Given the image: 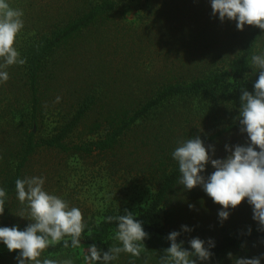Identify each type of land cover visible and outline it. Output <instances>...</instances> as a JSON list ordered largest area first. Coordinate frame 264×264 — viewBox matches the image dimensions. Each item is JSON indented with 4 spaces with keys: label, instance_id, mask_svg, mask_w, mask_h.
Masks as SVG:
<instances>
[{
    "label": "trees",
    "instance_id": "1",
    "mask_svg": "<svg viewBox=\"0 0 264 264\" xmlns=\"http://www.w3.org/2000/svg\"><path fill=\"white\" fill-rule=\"evenodd\" d=\"M7 2L24 13V28L14 46L26 63L9 66V79L0 82V188L7 194L0 227L24 231L31 223L28 212L20 208L26 205L19 203L15 181L24 179L26 167L39 151L87 157L95 153L118 156L126 151L139 161L141 148L149 146L152 157L143 168L153 176L156 193L133 214L148 234L143 241L145 249L139 258L121 253L110 264H161V257L171 246L167 237L173 231L180 233L177 243L193 251L190 241L194 238H186L176 223L183 216L178 201L185 188L179 184L178 162L172 152L190 138L200 137L209 148L226 135L239 132L241 125L234 117L240 114L242 90L233 84L243 80L252 85L258 79L259 70L250 66V59L254 54L264 55V30L245 25L240 31L237 22L230 21L220 48L208 44L210 51L202 61L192 55L188 58L191 64L183 61L170 66L160 79L143 75L126 86H112L107 77L112 78L117 68L105 63L89 69L86 78L76 75L74 81L64 82L60 74L67 69V60L77 62L81 47L112 46L119 34L116 21L129 8L127 1ZM97 31L100 36L92 41L90 37ZM193 99L205 100L207 104L202 108L193 106L188 103ZM163 110L168 112L161 116L160 125L149 124L150 118ZM49 117L58 118L56 126L49 135L41 136V128ZM165 127L171 133L162 132ZM79 129L81 137L77 142L71 141ZM87 136L88 139L83 138ZM162 211L164 226L157 222ZM126 212L120 207H109L100 220L85 223L79 248L73 249L66 237L68 248L61 241L45 249L39 259H53L57 264L70 259L72 264H85L78 251L81 247L95 245L103 253L113 245L121 246L115 239L117 222L109 223L106 218ZM249 212L229 219L220 226V234L197 235L195 238L205 241L206 247L209 240L216 239L210 248L211 258L200 261L193 257L196 264H235L236 258L253 257H260L264 264V230ZM19 256V251L10 252L0 242V264H19Z\"/></svg>",
    "mask_w": 264,
    "mask_h": 264
},
{
    "label": "rangeland",
    "instance_id": "2",
    "mask_svg": "<svg viewBox=\"0 0 264 264\" xmlns=\"http://www.w3.org/2000/svg\"><path fill=\"white\" fill-rule=\"evenodd\" d=\"M126 1L129 8L117 18L119 34L115 35L112 46L81 47L77 51H80L81 55L77 62L72 58L67 60V69L60 74L61 80L74 81L76 75L86 78L89 69L105 63H111L117 68L113 70L112 78L109 75L107 77L112 86H126L143 75L151 79H160L170 66L180 65L183 61L188 62L192 55L196 60L202 61L203 56L210 51L208 44L220 48L222 40L225 39L224 32L231 21H221L218 15L213 14L211 0ZM148 3L154 6L148 8ZM99 36L100 31H97L90 39L93 41ZM249 85L251 84L239 80L233 87L254 94V84ZM188 103L201 108L207 104L205 100L200 99H193ZM166 112L168 111L163 110L152 116L149 124L160 125L161 116ZM236 115L234 119L240 114ZM56 120L58 118L49 117L41 128L40 135H49L56 126ZM147 126L149 125L143 127ZM161 131L171 133L166 127ZM81 133V129L77 130L70 140L77 142ZM134 137L132 134V139ZM83 138L88 139V136ZM247 143L246 133L239 130L226 135L220 143L213 145L214 155L212 148L209 147V155L213 159H226L229 155L226 145L234 148L236 145L244 146ZM119 154L114 156L95 153L87 157L41 150L32 157L26 167L24 179L42 177L45 181L44 190L63 199L69 207L80 209L84 223L100 220L104 211L113 206L135 214L156 193L157 185L153 176L151 173L146 174L143 168L152 157V152L149 146L142 147L140 157L138 156L139 161H135L134 156L127 154L126 151ZM213 171L214 168L209 163L202 175L207 178ZM178 202L183 209V216L176 219V223L178 221L177 224L182 230V226L190 229L188 232H182L186 238H195L199 234H220L222 233L220 226L226 224L229 219L244 217L247 211L253 213L252 206L245 200L238 208L229 210L230 215L226 221H221L218 213L223 210L222 207L214 203L200 186L190 191L184 189ZM25 205L26 207L20 208L28 212L26 202ZM189 205L194 207L190 208ZM157 222L162 226L166 225L165 211L159 214ZM89 247L83 246L78 249L83 260ZM98 250L102 252L101 248Z\"/></svg>",
    "mask_w": 264,
    "mask_h": 264
},
{
    "label": "clouds",
    "instance_id": "3",
    "mask_svg": "<svg viewBox=\"0 0 264 264\" xmlns=\"http://www.w3.org/2000/svg\"><path fill=\"white\" fill-rule=\"evenodd\" d=\"M211 7L213 14L218 15L221 21H236L240 31L244 30L245 25L264 30V0H211ZM23 15L22 10L12 8L7 0H0V82L9 79L6 71L9 66L26 63L14 46L24 28ZM250 66L259 70L258 79L254 83V94L242 90L240 115L237 118L241 132L248 137V143L234 148L226 145L227 158L213 159L197 136L181 142L172 152V157L178 162L179 184L189 191L202 187L213 202L222 207L223 210L218 213L221 221L229 218V210L238 208L247 200L253 208V219L264 230V55H252ZM209 147L214 155L215 148ZM209 163L214 171L206 178L202 173ZM44 183L42 177L17 179V198L22 205L27 203L31 223L24 231L18 227H0V242L10 252L19 251V264H57L53 259L41 261L39 257L45 249L61 241L68 248L69 240L66 237L70 238L73 249L81 246L80 238L86 227L82 212L46 192ZM6 198V191L0 188V215L4 213ZM106 219L109 223L117 222L115 239L121 246L113 245L108 252L102 253L92 245L84 256L85 264H110L121 253L139 258L145 249L143 241L148 236L142 223L137 222L131 212ZM182 227L183 231H190L187 226ZM179 235V232L173 231L167 237L171 246L161 257V264H196L193 257L200 261L211 258L213 241L209 240V247H206L205 241L194 238L190 241L193 250L190 252L177 243ZM228 255L232 257L231 253ZM62 264H72V261L64 260ZM235 264H261V259L236 258Z\"/></svg>",
    "mask_w": 264,
    "mask_h": 264
}]
</instances>
